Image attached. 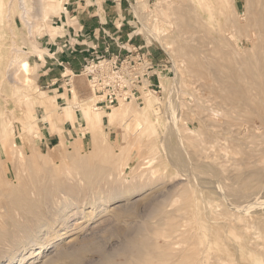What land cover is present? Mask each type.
I'll return each mask as SVG.
<instances>
[{
  "label": "rangeland",
  "instance_id": "1",
  "mask_svg": "<svg viewBox=\"0 0 264 264\" xmlns=\"http://www.w3.org/2000/svg\"><path fill=\"white\" fill-rule=\"evenodd\" d=\"M54 1H61L64 9L65 3L71 0H26L29 9L26 19L21 15L20 0H4L0 6V78L3 79V83L0 81V116H4L3 120L0 117V127L4 128L2 125L6 124L4 129L0 128L1 135H4L3 139L0 137V188L4 186L12 190L2 193L0 189V264H104L105 255L119 264H264V123L255 115L249 117L244 112L226 116L224 110L231 101L223 99L226 91L220 88L221 83L216 77L212 78L208 70L192 66L191 54L188 48L184 49L186 45L196 50L201 48L200 32L188 29L181 22V16L173 11L178 5L189 3L211 27L207 40L213 39L223 49L233 43L243 48L248 40L235 32L237 24L244 25L250 19L252 0H107L114 4L122 2L134 17L137 33L143 35L147 43L158 47L165 58L156 63L150 46H144L158 66V75L155 74L153 79L156 84L160 83V91L156 87V91L144 95L143 102L124 101L108 110L93 105L90 88L89 94L82 95L74 86L73 91L69 90L72 97L66 104L56 103L55 97L36 83V68L33 66L28 71L29 83L24 82V72L17 64L11 69L15 82L12 83L3 73L16 55L19 57L14 63L29 57L34 64L33 52L26 47L28 43L34 45L35 39L46 31L53 36L59 33L56 24L61 22L60 13L50 12L46 20L44 15L45 9ZM96 1L101 3L104 0ZM212 43L202 48L213 47ZM13 47L20 48V51ZM260 74H251L253 79L250 81L255 82L251 81L249 86L245 83L250 87L248 93L256 99L264 97V90H261L264 89V74ZM147 96L159 99L156 101L157 113L152 111L149 115L153 124L150 122L144 133L136 130V119L135 122L130 120L128 130L123 120L112 119L110 112L122 105L143 110L147 106ZM217 102L226 105L220 106ZM61 112L69 118L74 115L75 122L86 124L70 141L62 138L60 143H43L41 115L51 119ZM99 112L101 120L95 118ZM230 117L235 118L234 121ZM54 125L51 122L53 128ZM169 127L188 139L183 143L192 161L191 169L176 166L165 152L162 138ZM55 129L61 131L58 127ZM259 129H262L261 133ZM136 137L137 144L131 148L128 141ZM35 154L46 164L39 168L34 166L31 159ZM195 162L202 164H193ZM187 171L191 175L200 171L198 177L195 175L198 179L191 176L199 181H192ZM216 174L219 179L215 178ZM243 188L256 194L243 197L242 192H246ZM228 192L240 195L239 201L237 194L232 198ZM106 197L115 198L105 204ZM34 242L43 246L31 248ZM24 255L28 257L22 260Z\"/></svg>",
  "mask_w": 264,
  "mask_h": 264
},
{
  "label": "bare ground",
  "instance_id": "2",
  "mask_svg": "<svg viewBox=\"0 0 264 264\" xmlns=\"http://www.w3.org/2000/svg\"><path fill=\"white\" fill-rule=\"evenodd\" d=\"M3 1L4 0H0V6L3 4ZM26 0H20V7H21V9H22V16L24 17V19H26V15L29 13V9L27 8V6H26V2H25ZM42 1V0H41ZM53 1V0H52ZM191 1V0H190ZM205 1V0H204ZM223 1V0H222ZM229 1H227L226 3H228ZM231 2V1H230ZM9 3H10V1H9ZM170 3H172V2H170ZM232 3V2H231ZM251 3H253V4H251V14H249L250 16V19L249 20H247V22L243 25H239V24H237V27H236V32H235V34H238L239 33V35L242 37V36H245L246 38H247V40H248V42H247V44L242 48V47H240V44H238V43H233L230 47H229V45H228V47L229 48H226V49H223L222 48V46H221V44L220 45H216L215 43H217L216 41H213V39L212 40H207V38H209L210 37V34H211V27L210 26H208V24L206 23V21L204 20V18H203V16H202V14H200L199 12H198V10L197 9H195V7H193V6H191L189 3H182V4H180V5H178L177 7H176V10H174L173 9V11L174 12H176L177 14H179L180 16H181V22H184V24H185V26L188 28V29H190L191 31H194V33H195V31H199L200 33L199 34H201V37H202V41L200 42V43H203L202 44V46L201 45H198L196 42L194 43V44H196V45H198V46H201V48H200V52H199V48L196 50V49H193V48H191L190 46H187L186 45V48H184V49H187L188 48V53H190L191 54V59H190V63H192V66H195V67H197V68H202V71L203 70H208V73H210V74H212V78L213 77H216V80H218L217 82L219 83H221V85H220V88L223 90V91H226L225 93H226V97H224L223 95H222V97H223V99L224 100H226V101H231L230 102V106H226L225 108H226V110H224L225 111V113H226V116L227 115H232V113L234 114V113H236V114H242V112H244V114H246L247 113V116H249L250 117V115L251 116H253V115H255L256 117H258L260 120H261V122L262 123H264V97H261L260 95V97L261 98H258V99H256V97H252V96H254V95H252V94H249L248 93V91L249 90H247L248 88H250V87H247V86H245V83H250L251 81L254 83L255 81H253V80H251L250 81V78H252L250 75L251 74H253V73H258V74H264V0H252V2ZM11 4V3H10ZM234 4V3H233ZM9 5V4H8ZM47 5V4H46ZM7 6V5H6ZM53 6H55V8L53 7ZM168 6V5H167ZM224 6V5H223ZM234 7V6H233ZM7 8V7H6ZM10 8V7H9ZM42 8V7H41ZM175 8V7H174ZM235 8V7H234ZM61 9H62V4H61V1H58V2H53V4H52V6L51 5H49L48 6V8H46L45 9V11H44V15H45V20L47 19V17H48V14L50 13V12H53V13H60V11H61ZM137 9V8H136ZM168 9V8H167ZM44 10V9H43ZM209 10H211V9H209ZM3 11V10H2ZM4 11H5V8H4ZM7 11V10H6ZM8 11H10V10H8ZM173 12V13H174ZM204 12V11H203ZM206 12H208V11H206ZM222 12H225V11H222ZM7 13V12H6ZM226 13V12H225ZM1 14H2V12H1ZM4 14V13H3ZM7 14H9V13H7ZM204 14V13H203ZM213 15V14H212ZM6 16V15H5ZM174 16V15H173ZM4 17V16H3ZM3 17H2V19H3ZM215 17V16H214ZM6 17H4V19H5ZM213 18V17H212ZM214 19V18H213ZM241 19V18H240ZM201 20V21H200ZM235 21V20H234ZM6 22V21H5ZM27 22H29V21H27ZM177 22V21H176ZM0 23H1V21H0ZM3 23V22H2ZM199 23V24H198ZM235 23V22H234ZM196 24H198V26H199V28H198V30H196L197 28H195V26H196ZM2 25V24H1ZM183 25V24H182ZM5 26V25H4ZM176 26V25H175ZM213 26V25H212ZM234 26V25H233ZM32 27V26H31ZM145 27H146V25H145ZM185 27V28H186ZM30 28V27H29ZM28 28V29H29ZM186 28V29H187ZM217 29V28H216ZM184 31H186V30H184ZM180 32V31H179ZM214 32V31H213ZM224 32V31H223ZM229 32H231V31H229ZM15 33V32H14ZM13 33V34H14ZM216 33H219V31H217ZM191 34V33H190ZM198 34V35H199ZM220 34V33H219ZM218 34V35H219ZM14 35H16V34H14ZM192 35V34H191ZM193 35H195V34H193ZM192 35V36H193ZM197 35V34H196ZM195 35V36H196ZM221 35L224 37V35L221 33ZM221 35H219V36H221ZM234 35V34H233ZM175 36V35H174ZM180 36V35H179ZM186 36V35H185ZM235 36V35H234ZM176 37V36H175ZM191 37V36H190ZM198 37V36H197ZM200 37V38H201ZM222 37V38H223ZM182 38H184V37H182ZM215 38L216 37H214V40H215ZM219 38V37H218ZM225 38V37H224ZM223 38V39H224ZM243 38V37H242ZM178 39V38H177ZM190 39V38H189ZM196 39V38H195ZM199 39V38H198ZM227 39V38H226ZM230 39V38H229ZM172 40V39H171ZM185 40V39H184ZM187 40V39H186ZM218 40H220V39H218ZM241 40V39H240ZM192 41V40H191ZM196 41H197V39H196ZM221 41H223V40H221ZM224 41H225V39H224ZM223 41V42H224ZM232 41V40H231ZM11 42V41H10ZM9 42V43H10ZM184 42H186V41H184ZM193 42V41H192ZM199 42V41H198ZM210 42H213L212 44H213V47H210V46H212V45H210V46H206L205 48H202V47H204L206 44H208L209 45V43ZM218 42H220V41H218ZM226 42V41H225ZM236 42V41H235ZM189 42H187V44H188ZM227 44H228V42H226ZM231 43V42H230ZM229 43V44H230ZM189 44H191V43H189ZM11 45V44H10ZM180 45V44H179ZM182 45V44H181ZM9 46V45H8ZM13 46H15V45H13ZM223 46H224V44H223ZM227 46V45H226ZM2 47V46H1ZM12 47V46H11ZM185 47V46H184ZM13 48H16V47H13ZM9 49H10V47H9ZM16 49H18V48H16ZM20 49V48H19ZM18 49V51H20ZM180 49V48H179ZM182 49V48H181ZM15 50H13V52H14ZM12 52V53H13ZM15 52H17V50L15 51ZM184 52H185V50H184ZM187 52V51H186ZM185 52V53H186ZM20 52H18V54H19ZM17 54V53H16ZM203 54V55H202ZM211 54V55H210ZM12 56V55H11ZM17 56L18 55H16V58H17ZM40 56V55H39ZM19 57V56H18ZM190 57V56H189ZM16 58H12L11 59V61L9 62V64L5 67V69L3 70V71H6V72H3L4 73V75H6L7 76V78L10 80V81H12V83H13V81H14V73H12L11 72V69H12V66L14 65V64H17V66H19L18 68L20 69V70H22L23 72H24V82L25 83H29V80H30V76H29V74H28V71H30L31 70V66H32V64H31V62H30V58L29 57H24V58H21V59H19V61L17 62V63H14V62H16L17 60H16ZM189 59V58H188ZM16 66V65H15ZM13 68H14V66H13ZM194 68V67H193ZM15 70V69H14ZM193 70V69H192ZM1 71V70H0ZM17 71V70H16ZM194 71V70H193ZM14 72V71H13ZM260 74V75H261ZM3 75V76H4ZM74 75V74H73ZM197 75V74H196ZM199 75V74H198ZM253 76V75H252ZM259 76V75H258ZM203 77V76H202ZM260 77V76H259ZM262 77H264V75L262 76ZM3 78V77H2ZM6 78V77H5ZM4 78V79H5ZM199 78H201V76L199 77ZM1 79V78H0ZM15 79H17V78H15ZM210 79V78H209ZM253 79V78H252ZM203 79L201 78V81H202ZM256 80V79H255ZM1 81V83H3V79H1L0 80ZM16 81V80H15ZM14 81V82H15ZM206 82V81H205ZM260 81L258 80V83H259ZM264 82V81H263ZM263 82H261V83H263ZM18 83V82H17ZM20 83V82H19ZM217 83V84H218ZM264 84V83H263ZM2 85V84H1ZM204 85L205 86H207L206 85V83H204ZM214 85V84H213ZM212 85V86H213ZM211 86V85H210ZM211 86V87H212ZM248 86H249V84H248ZM252 86V85H251ZM256 86V85H255ZM254 86V87H255ZM259 86V85H258ZM263 86V85H262ZM262 86H260V87H262ZM2 87V86H1ZM181 87V86H180ZM217 87V86H216ZM219 87V86H218ZM254 87H251V89H254ZM23 88V87H22ZM214 87H212V89H213ZM1 89V88H0ZM4 89V88H3ZM2 89V90H3ZM211 89V90H212ZM219 89V88H218ZM217 89V90H218ZM220 89V90H221ZM250 89V90H251ZM5 90V89H4ZM3 90V91H4ZM10 90V89H9ZM260 90V89H259ZM261 90H264V89H261ZM252 91H254V90H252ZM4 92H6V91H4ZM4 92H2V94L4 93ZM10 92V91H9ZM176 92V91H175ZM183 92V91H182ZM221 92V91H220ZM228 92V93H227ZM257 92V91H256ZM262 92V91H261ZM187 93V92H186ZM224 93V92H223ZM224 93V94H225ZM252 93V92H251ZM260 93V92H259ZM5 94V93H4ZM149 94V92L146 94V95H148ZM180 94V93H179ZM258 94V93H257ZM261 94V93H260ZM7 95V94H6ZM75 95L77 96V90H76V92H75ZM145 95V96H146ZM150 95V94H149ZM228 95V96H227ZM252 95V96H251ZM8 96V95H7ZM27 96V95H26ZM152 96V95H151ZM179 96H181V95H179ZM208 96V95H207ZM28 97V96H27ZM148 97V96H147ZM22 99H23V97H21ZM30 98V97H29ZM32 98H33V96H32ZM155 98V97H154ZM25 99V98H24ZM27 99V98H26ZM158 99L159 98H155V99H153L152 97H148L147 98V106H146V108H144L143 110H140V109H136V108H132L131 106H129V105H122V106H120V107H118V108H114L113 109V111L112 112H110V115L112 116V119H121V120H123V124H125V128L128 130V127H130V125H129V122H131L132 121V119H133V121L135 122V120L134 119H136L137 121H136V126H135V124H134V126L136 127V130H143V133H144V131L149 127V125H150V122H152L153 121V119H152V116H150L151 117V119H150V117H149V115L150 114H152V111H154V113H157V111L155 112V110L157 109V102L156 101H158ZM212 99V98H211ZM77 100V99H76ZM195 100V99H194ZM213 100V99H212ZM211 100V101H212ZM214 101V100H213ZM221 101H223L222 99H221ZM220 101V102H221ZM78 102V101H77ZM180 102V101H179ZM201 102V101H200ZM228 102V103H229ZM191 103V102H190ZM193 103V102H192ZM197 103H198V101H197ZM210 103V102H209ZM208 103V104H209ZM218 103V102H217ZM78 104H81L80 102H78ZM77 104V105H78ZM219 104V103H218ZM220 104H222V103H220ZM219 104V105H220ZM223 104H224V102H223ZM222 104V105H223ZM175 105V104H174ZM199 105V104H198ZM204 105V104H203ZM202 105V106H203ZM224 105H226V104H224ZM80 106V105H79ZM221 106V105H220ZM75 107H76V105H75ZM82 106H80V108H81ZM95 107V106H94ZM136 107V106H135ZM138 107V106H137ZM170 107V106H169ZM198 107H200L201 108V105H199ZM78 108V107H77ZM207 108V107H206ZM209 108V107H208ZM224 108V109H225ZM203 109V108H202ZM213 109V108H212ZM96 110V109H95ZM204 111V110H203ZM207 111V110H206ZM210 111V110H209ZM5 112H6V110H5ZM158 112H159V110H158ZM172 112V111H171ZM1 113V112H0ZM163 113V112H162ZM196 113H197V110H196ZM211 113V112H210ZM223 113V112H222ZM224 113V114H225ZM4 114V113H3ZM84 116L86 117V120H87V112L86 111H84ZM159 114V113H158ZM158 114H155V115H158ZM164 114V113H163ZM173 114V113H172ZM219 114H220V112H219ZM236 114H234V115H236ZM1 115V114H0ZM5 115V114H4ZM233 115V116H234ZM166 116V115H165ZM225 116V115H224ZM1 117V116H0ZM102 115L100 114V112L97 114V115H95V118H97V119H99V120H101L102 118ZM235 117V116H234ZM236 117H238V115L236 116ZM243 117V116H242ZM2 118V117H1ZM3 118H4V116H3ZM3 118H2V120H3ZM156 118H157V116H156ZM239 118H241L240 116H239ZM252 118H254V117H252ZM6 119V118H5ZM177 119V118H176ZM207 119H209V118H207ZM229 119V118H228ZM230 119H232L231 117H230ZM233 119H235V118H233ZM232 119V120H233ZM242 119V118H241ZM251 119V118H250ZM2 120H1V122H2ZM10 120V119H9ZM131 120V121H130ZM224 120H227L226 118L224 119ZM232 120H229L228 122H230V121H232ZM238 120V119H237ZM243 120H246V122H248L249 123V121L247 120V119H242V121ZM254 120V119H253ZM6 121V120H5ZM132 121V122H133ZM178 121V120H177ZM176 121V122H177ZM234 121V120H233ZM239 121V120H238ZM241 120H240V122H242ZM4 122V121H3ZM8 122V121H7ZM131 122V123H132ZM171 122V121H170ZM174 122H175V120H174ZM179 122V121H178ZM210 122H213V121H210ZM226 122V121H225ZM236 122V121H235ZM239 122V123H240ZM246 122H242L243 124L244 123H246ZM257 122V121H256ZM13 123V122H12ZM12 123H9V124H12ZM127 123V124H126ZM130 123V124H131ZM227 123V122H226ZM239 123H237L238 125H239ZM251 123V122H250ZM2 124V123H1ZM1 124H0V126H1ZM8 124V123H7ZM122 124V123H121ZM152 124H153V122H152ZM216 124V123H215ZM241 124V123H240ZM173 125H175V124H173ZM222 125V124H221ZM234 125H236L235 123H234ZM257 125V124H256ZM259 125H263V124H260L259 123ZM2 126H5L6 127V124H4L3 123V125ZM14 126V125H13ZM12 126V127H13ZM172 126V125H171ZM170 126V127H171ZM244 126V125H243ZM249 126H251V124H249ZM249 126H248V128H249ZM4 127V128H5ZM7 127H8V125H7ZM10 127V126H9ZM124 127V126H123ZM168 127V126H167ZM168 128V130H167V133H166V135H165V137L164 138H162V142H163V144H164V147H165V149H166V151L165 152H168V155H169V157L167 156V158H169L174 164H176V166L178 165L179 167H182V169L183 168H190L191 169V164H192V161L190 162V160L191 159H189L190 157L189 156H187V154H186V150H188V149H186V147H185V143H183L184 141H188V139H184V138H182L181 136L182 135H180V134H178V133H176V131L174 130V129H171V128ZM174 127V126H173ZM216 127V126H215ZM252 127V126H251ZM254 127V126H253ZM1 128V127H0ZM3 128V127H2ZM2 128H1V130H2ZM3 128V129H4ZM14 128V127H13ZM27 128V127H26ZM178 128V127H177ZM217 128V127H216ZM247 128V129H248ZM258 128V127H257ZM261 128V127H260ZM7 129V128H6ZM6 129H5V132H6ZM11 129V128H10ZM180 129V128H179ZM252 129V128H251ZM250 129V130H251ZM12 130V129H11ZM28 130V129H27ZM150 130V129H149ZM260 130V129H259ZM14 130H12V132H13ZM180 131V130H179ZM188 131V130H187ZM249 131V130H248ZM261 131H262V129L260 130V133H261ZM1 132V131H0ZM4 132V133H5ZM11 132V133H12ZM30 132V131H29ZM139 132V131H138ZM166 132V131H165ZM178 132V131H177ZM254 132V131H253ZM258 132V131H257ZM262 132H264V131H262ZM8 133H9V131H8ZM7 133V134H8ZM128 133V132H127ZM135 132H133V134H134ZM256 133V132H255ZM2 133H0V137L3 139V136L1 135ZM6 134V133H5ZM132 134V133H131ZM139 134V133H138ZM142 134V133H141ZM165 134V133H164ZM183 134H184V132H183ZM179 135V136H178ZM187 135V134H186ZM185 135V136H186ZM190 135H191V133H190ZM6 136V135H5ZM10 136V135H9ZM14 136V135H13ZM132 135H129V137H131ZM184 136V135H183ZM32 137V136H31ZM134 137V136H133ZM137 137H139V136H137ZM133 138L132 140H131V142L130 141H128V143H129V145H130V147L132 146H135L136 144H137V139L138 138ZM196 137V136H195ZM7 138V137H6ZM127 138H128V135H127ZM192 138H193V136H192ZM232 138V137H231ZM140 139V138H139ZM189 139H190V137H189ZM1 140V139H0ZM94 140V139H93ZM141 140V139H140ZM236 140V139H235ZM191 141V140H190ZM189 141V142H190ZM195 141V140H194ZM197 141V140H196ZM198 142V141H197ZM261 142V141H260ZM188 143V142H187ZM191 143H193L192 141H191ZM200 143V142H199ZM239 143V142H238ZM144 144V143H143ZM189 144V143H188ZM188 144H187V147H188ZM231 144H232V142H231ZM236 144V143H235ZM15 145V144H14ZM152 145H154V142H153V144ZM189 145H191V144H189ZM196 145H198V144H196ZM241 145V144H240ZM254 145V144H253ZM128 145H127V143H126V146H125V149H126V147H127ZM191 146H194V143L191 145ZM191 146H189L188 148H191ZM200 146V144L198 145V147ZM237 146V145H236ZM257 146V145H256ZM99 147V146H98ZM97 147V148H98ZM100 147H102V144L100 145ZM109 147V146H108ZM107 147V148H108ZM131 147V148H132ZM12 148V147H11ZM129 147H127V149H128ZM131 148L129 149V150H131ZM234 148V147H233ZM239 148H241L240 146H239ZM242 148H243V146H242ZM259 148V147H258ZM20 149V148H19ZM109 149V148H108ZM107 149V150H108ZM126 149V150H127ZM209 149V148H208ZM98 150V149H97ZM104 151V150H103ZM109 151V150H108ZM208 151V150H207ZM240 151V150H239ZM123 152H125V151H123ZM245 152V151H244ZM253 152V151H252ZM22 153V152H21ZM105 153V152H104ZM108 153V152H107ZM106 153V154H107ZM115 153V152H114ZM128 153H130V152H128ZM226 153V152H225ZM243 153V152H242ZM109 154V153H108ZM111 154V153H110ZM117 154V153H116ZM115 154V155H116ZM121 153H119V155H120ZM189 154V153H188ZM194 154H198V153H194ZM247 154V153H246ZM246 154H244V155H246ZM249 154V153H248ZM252 154V153H251ZM255 154V153H254ZM13 155V154H12ZM114 155V154H113ZM235 155V154H234ZM36 156V154L34 155V157L32 156V159H31V162L33 163V165L34 166H36L37 168H39V166H41L42 164H46V162L45 161H43V162H41V161H39L38 160V158L37 157H35ZM94 156V155H93ZM111 156V155H110ZM129 157H130V154L128 155ZM197 156H199V155H197ZM208 156V155H207ZM237 156V155H236ZM253 156V155H252ZM96 157H97V155H96ZM104 157V156H103ZM115 157V156H114ZM189 157V158H188ZM195 157V156H194ZM202 157V156H201ZM243 157H245V156H243ZM248 157H250V156H248ZM101 158V157H100ZM39 159H40V157H39ZM104 159H105V157H104ZM114 159V158H113ZM129 159V158H128ZM168 159V160H169ZM197 159V161H198V157L196 158ZM206 159H207V157H206ZM245 159V158H244ZM249 159V158H248ZM25 160V159H24ZM109 161H110V159H109ZM108 161V162H109ZM115 161V160H114ZM145 161H147V160H145ZM202 161V160H201ZM204 161V160H203ZM111 162V161H110ZM171 162V163H172ZM107 163V162H106ZM120 163V162H119ZM198 163V162H197ZM196 162L195 163H193V164H197ZM127 164V163H126ZM139 164V163H138ZM199 164V163H198ZM197 164V165H198ZM200 164H202V163H200ZM199 164V165H200ZM205 163L203 162V165H204ZM210 164V163H209ZM196 165V166H197ZM202 165V166H203ZM253 165V164H252ZM260 165V164H259ZM144 166V165H143ZM205 166H206V164H205ZM212 166V165H211ZM247 166V165H246ZM253 166H255V165H253ZM257 166V165H256ZM263 166V165H262ZM192 167H195V166H192ZM214 167H215V165H214ZM245 167V166H244ZM252 167V166H251ZM260 167V166H259ZM148 168V167H147ZM198 170H199V168L198 167H196ZM200 168H201V172H203L204 170H203V167H201L200 166ZM206 168V167H205ZM261 168V167H260ZM141 169V168H140ZM140 169H139V171H140ZM178 169V168H177ZM193 169V168H192ZM209 169H210V167H209ZM252 169V168H251ZM251 169H249V170H251ZM143 170V169H142ZM180 170H181V168H180ZM188 171H189V169H187ZM203 170V171H202ZM242 170V169H241ZM240 170V171H241ZM245 170V169H244ZM254 170H255V167H254ZM262 170V169H261ZM187 171V172H188ZM200 171H198L199 173H200ZM206 171H207V169H206ZM205 171V172H206ZM239 171V172H240ZM252 172H253V170H251ZM260 171V170H259ZM9 172V171H8ZM185 172V171H184ZM189 172H191V170L189 171ZM188 172V176L189 177H191V176H193V175H191V173H189ZM197 172V171H196ZM197 172V174H195L196 176L199 174ZM209 172V171H208ZM243 172V171H242ZM247 172V171H246ZM256 172V171H255ZM254 172V173H255ZM258 172V171H257ZM263 172V171H262ZM25 173V172H24ZM194 173H195V170H194ZM211 173V172H210ZM232 173V172H231ZM253 173V174H254ZM259 173V172H258ZM261 173V172H260ZM7 174V173H6ZM18 174V173H17ZM190 174V175H189ZM212 174V173H211ZM5 175V174H4ZM184 175H186V174H184ZM195 175H194V179L196 178V179H198L197 177H195ZM202 175V174H201ZM217 175H219V174H216V176H215V178H217ZM224 175V174H223ZM255 175H258V174H255ZM260 175V174H259ZM200 176V175H199ZM239 176V175H238ZM263 176V175H262ZM8 177V176H7ZM188 177V178H189ZM240 177V176H239ZM264 177V176H263ZM192 178V181L194 180L193 179V177H191ZM203 178H204V176H203ZM244 178V177H243ZM258 179L260 178V177H257ZM0 179H1V177H0ZM9 179V178H8ZM202 179V178H201ZM200 179V180H201ZM217 179H219V178H217ZM234 179V178H233ZM240 179H242V178H240ZM247 179V178H246ZM11 180V179H10ZM204 180V179H203ZM211 180H212V178H211ZM244 180H245V178H244ZM260 180H261V178H260ZM14 181H16V180H14ZM13 181V182H14ZM195 181V180H194ZM197 182L199 181V180H196ZM195 181V182H196ZM202 181V180H201ZM205 181H207V180H205ZM218 181V180H217ZM216 181V182H217ZM220 181V180H219ZM7 183V182H6ZM258 183V182H257ZM263 183V182H262ZM5 184V183H4ZM206 184V183H205ZM217 184V183H216ZM248 181H247V186H248ZM253 184V183H252ZM259 184V183H258ZM0 185L2 186V183H1V180H0ZM7 185V184H6ZM201 185V184H200ZM256 185V184H255ZM262 185V184H261ZM199 186V185H198ZM215 186V185H214ZM244 185H242V187H243ZM211 187V186H210ZM216 187V186H215ZM251 187V186H250ZM255 187V186H254ZM258 187V186H257ZM253 188V187H252ZM1 189V192L2 193H10V192H12V190H10V189H6V187H1L0 188ZM221 190V189H220ZM224 190V189H223ZM243 190H245V188H243ZM255 190V189H254ZM225 191V190H224ZM246 192H242V196L243 197H245V196H248V198H249V196H252L253 194H256L254 191L252 192H250V190L249 191H247V190H245ZM215 193V192H214ZM229 193V192H228ZM258 193H259V191H258ZM257 193V194H258ZM202 194V193H201ZM229 194H232V192L231 193H229ZM237 194V193H236ZM236 194L234 195V193L232 194V198L234 197V196H236ZM244 194V195H243ZM196 195V194H195ZM222 195H224V194H222ZM234 195V196H233ZM238 195V194H237ZM230 197H231V195H229ZM239 196L240 195H238V196H236V198L238 199V201H239ZM8 197V196H7ZM116 197V196H115ZM114 197V198H115ZM226 197V196H225ZM2 198V197H1ZM100 198V197H99ZM114 198H107L106 197V199H104L103 201H104V203L105 204H108L110 201H112ZM196 198V197H195ZM202 198V197H201ZM251 198V197H250ZM203 199V198H202ZM245 200V199H244ZM1 201V200H0ZM97 201V200H96ZM99 202V201H98ZM204 202V201H203ZM237 202V201H236ZM235 203V202H234ZM264 203V202H263ZM254 204V203H253ZM245 205V204H244ZM251 206V205H250ZM249 205L247 206V207H250ZM255 206H256V204H255ZM242 207V206H241ZM240 207V208H241ZM262 207V206H261ZM246 208V207H245ZM36 209V208H35ZM206 209V208H205ZM252 209V208H251ZM236 211V210H235ZM223 212V211H222ZM234 212V211H233ZM127 214V213H126ZM128 215V214H127ZM206 215H207V213H206ZM62 216V215H61ZM198 216V215H197ZM199 218V217H198ZM206 218H208V217H206ZM216 219V218H215ZM261 219V218H260ZM221 220V219H220ZM228 221V220H227ZM222 223L224 222V221H221ZM165 223V222H164ZM227 223V222H226ZM220 224V223H219ZM232 224V223H231ZM155 225V224H154ZM221 225V224H220ZM229 225V224H228ZM224 226H226V225H224ZM243 226V225H242ZM153 227V226H152ZM38 228V227H37ZM222 228V227H221ZM225 228V227H224ZM224 228H223V230H224ZM39 231V230H38ZM183 233V232H182ZM181 234V233H180ZM193 238V237H192ZM37 245L38 246H43V244L42 243H38V242H34V243H32L31 244V248H33V247H37ZM46 245V244H45ZM190 245V244H189ZM198 246V245H197ZM238 246V245H237ZM190 247V246H189ZM188 247V248H189ZM238 249V248H237ZM264 251V250H263ZM262 253H264V252H262ZM261 253V254H262ZM28 256L27 255H24L23 256V258H22V260H25L26 258H27ZM176 257V256H175ZM104 259H103V263L104 264H119V263H117V262H113V260L111 259V257H109V256H107V255H105L104 257H103ZM201 258V257H200ZM177 259V258H176ZM182 260V259H181ZM174 261V260H173ZM197 261V260H196ZM195 261V262H196ZM237 261V260H236ZM120 262V261H119ZM239 262V261H238ZM122 263V262H121ZM173 263V262H172ZM191 264V263H190Z\"/></svg>",
  "mask_w": 264,
  "mask_h": 264
},
{
  "label": "crops",
  "instance_id": "3",
  "mask_svg": "<svg viewBox=\"0 0 264 264\" xmlns=\"http://www.w3.org/2000/svg\"><path fill=\"white\" fill-rule=\"evenodd\" d=\"M65 4L58 15L61 22L56 24L60 28L59 33L53 36L46 31L35 39L34 45L28 43L26 46L29 52H33L36 83L51 93L56 103L66 104L72 97L69 90L73 91L74 86L80 94H89L88 80L79 73L85 58L92 56L93 48L104 53L108 44L115 52L121 50L120 47L132 50L139 46H150L156 63L165 60L158 47L147 43L146 38L137 33L134 17L122 2L71 0ZM65 75H71L70 87ZM44 115L40 118V132L41 141L45 144L60 143L62 138L70 141L74 135H79V129L86 124L75 122L74 115L69 118L62 112L51 119ZM51 122L55 124L54 128ZM57 127L61 131L55 129Z\"/></svg>",
  "mask_w": 264,
  "mask_h": 264
},
{
  "label": "built area",
  "instance_id": "4",
  "mask_svg": "<svg viewBox=\"0 0 264 264\" xmlns=\"http://www.w3.org/2000/svg\"><path fill=\"white\" fill-rule=\"evenodd\" d=\"M120 48L111 51L108 44L104 53L93 48L92 56L85 58L79 73L86 76L97 109L108 110L124 101L143 102L147 92L160 87L153 79L158 75V66L144 46L132 50ZM66 78L70 87L71 75Z\"/></svg>",
  "mask_w": 264,
  "mask_h": 264
}]
</instances>
